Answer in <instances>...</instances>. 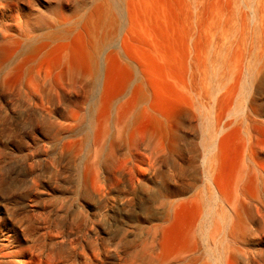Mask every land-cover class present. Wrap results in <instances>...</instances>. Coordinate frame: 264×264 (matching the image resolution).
<instances>
[{"label": "rangeland", "instance_id": "rangeland-1", "mask_svg": "<svg viewBox=\"0 0 264 264\" xmlns=\"http://www.w3.org/2000/svg\"><path fill=\"white\" fill-rule=\"evenodd\" d=\"M0 2V264H143L190 230L218 264L232 220L264 260V0Z\"/></svg>", "mask_w": 264, "mask_h": 264}, {"label": "bare ground", "instance_id": "bare-ground-1", "mask_svg": "<svg viewBox=\"0 0 264 264\" xmlns=\"http://www.w3.org/2000/svg\"><path fill=\"white\" fill-rule=\"evenodd\" d=\"M12 4H10L9 2H5L3 7L10 11L11 6H13ZM4 11L5 13L3 16H5L7 19H12L13 21L15 17L9 15L6 10ZM13 25L15 24L13 23ZM205 173L208 182L213 188L216 199L219 197H225V200H222L225 206L227 208H231L230 206L233 207L230 199L231 197L227 192H225L224 187L220 184H216L217 180H215L214 176L210 174V171L206 170ZM168 205L172 206V203H168ZM157 229H160V226L156 227V230ZM252 237L253 235H248L246 232H241V230L239 231L237 222L235 220H232L230 224V230L227 234V237L225 238V245L223 244V249L219 250L215 257L214 254H210L209 248V253L207 252L206 246L209 240L207 230L205 233L202 234L201 242L204 244L207 254L210 255L213 258V261L218 264H264V260L259 258L260 253H258L256 250H254V248L250 246V244L252 243ZM8 243L9 241L3 244L2 248H7L9 246ZM36 243L37 242H34L32 246L24 248L22 251L23 253H19L18 255L19 258H25L28 261L17 259L16 261L14 259H11L10 263L15 264V262H17L21 264H75L72 263V257L70 255L65 254L62 249L56 248L55 245H53V243H51L50 241L47 242V245L45 243ZM186 243L187 244L183 248L173 252L170 255H167L164 252L159 253L156 251V249L153 248L151 249L148 247H144L139 253L133 255V257L135 259L137 256L138 259H142L143 264H205L202 263L201 258L199 256L200 250L197 237L191 230L188 231V238ZM10 253L13 252H9L8 254ZM97 256L98 253H95L94 251L89 257L86 258L84 264H95V259L97 258ZM132 262H134V260Z\"/></svg>", "mask_w": 264, "mask_h": 264}]
</instances>
